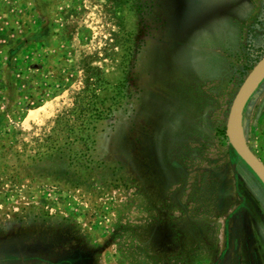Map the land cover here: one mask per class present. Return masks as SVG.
I'll return each mask as SVG.
<instances>
[{"label":"rangeland","instance_id":"obj_1","mask_svg":"<svg viewBox=\"0 0 264 264\" xmlns=\"http://www.w3.org/2000/svg\"><path fill=\"white\" fill-rule=\"evenodd\" d=\"M263 57L264 0H0V264L59 226L94 264H264V186L226 136ZM74 115L66 178L45 159ZM238 131L264 164V74Z\"/></svg>","mask_w":264,"mask_h":264},{"label":"trees","instance_id":"obj_2","mask_svg":"<svg viewBox=\"0 0 264 264\" xmlns=\"http://www.w3.org/2000/svg\"><path fill=\"white\" fill-rule=\"evenodd\" d=\"M44 31V30H43ZM42 33V32H41ZM75 117V123H71L66 125L63 130H62V141L63 143L61 144L62 146L58 147L57 149L53 148L52 150L48 151L47 153L49 154L45 161L50 160L53 161L55 165H60L59 173H61L62 177L65 176L66 178H72V167L75 166L73 165L75 157L73 155L74 151V145L75 141L73 140L74 134L76 132L77 126L82 127L85 126V123H87L88 116L87 115H74ZM2 121H0V124ZM51 149V148H49ZM160 164L157 165V163L154 162H149V167L148 168V173L149 174H157L156 173V168L159 167ZM79 168L85 173L88 168L84 163H82L81 167ZM89 171V170H88ZM60 176V175H59ZM58 176V178H59ZM79 181V179H78ZM66 227V226H65ZM67 232H63L62 227L59 226V229H56L51 235L47 234H41V236H29L30 237V242L32 243L31 245L26 244L24 247L32 252L34 254L30 257H21V256H13L12 260L16 262H20V264H74L76 262L84 263L87 262L89 264H94L93 258L90 256H84L82 255L81 257L74 259V255L79 254V253H84V251L88 252V249H83L79 239L83 237V235L78 232L77 230L71 228V227H66ZM147 236L149 235L150 239L154 241L153 247L154 249L158 250L159 243L155 242V238H158L159 235V230H169V226L164 223L161 227H158L156 225L148 223L145 228H144ZM171 234H167L164 236L165 239H170ZM55 238L59 239L55 241ZM58 244L63 247V253L62 254H55L53 256L51 255V252L54 248L58 247ZM151 252H156V251H151ZM63 256V257H62ZM73 256V257H72ZM56 257H60L58 259H55ZM64 258V259H63ZM74 259V260H72ZM83 259L85 261H83ZM69 261L70 263H66Z\"/></svg>","mask_w":264,"mask_h":264},{"label":"water","instance_id":"obj_3","mask_svg":"<svg viewBox=\"0 0 264 264\" xmlns=\"http://www.w3.org/2000/svg\"><path fill=\"white\" fill-rule=\"evenodd\" d=\"M263 74L264 57L249 73L231 104L226 126V136L234 151L254 172L264 186V164L254 155L238 131L240 112L245 98Z\"/></svg>","mask_w":264,"mask_h":264},{"label":"flooded vegetation","instance_id":"obj_4","mask_svg":"<svg viewBox=\"0 0 264 264\" xmlns=\"http://www.w3.org/2000/svg\"><path fill=\"white\" fill-rule=\"evenodd\" d=\"M6 261V260H5ZM13 261V260H12ZM0 262H2V260H0ZM14 262V261H13ZM16 264H20V262H16Z\"/></svg>","mask_w":264,"mask_h":264},{"label":"bare ground","instance_id":"obj_5","mask_svg":"<svg viewBox=\"0 0 264 264\" xmlns=\"http://www.w3.org/2000/svg\"><path fill=\"white\" fill-rule=\"evenodd\" d=\"M34 115L37 117L38 114L35 113Z\"/></svg>","mask_w":264,"mask_h":264}]
</instances>
